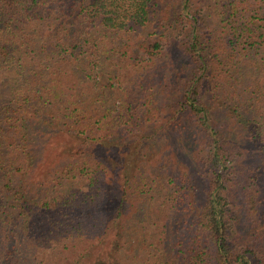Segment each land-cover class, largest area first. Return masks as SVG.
<instances>
[{"label": "trees", "instance_id": "1", "mask_svg": "<svg viewBox=\"0 0 264 264\" xmlns=\"http://www.w3.org/2000/svg\"><path fill=\"white\" fill-rule=\"evenodd\" d=\"M165 1L0 0V264H264V166L240 147L264 151V0ZM181 80L180 108L150 132ZM209 94L241 141L215 129ZM42 125L56 129L43 151ZM176 128L193 166L142 168ZM233 184L258 230L242 249Z\"/></svg>", "mask_w": 264, "mask_h": 264}, {"label": "rangeland", "instance_id": "2", "mask_svg": "<svg viewBox=\"0 0 264 264\" xmlns=\"http://www.w3.org/2000/svg\"><path fill=\"white\" fill-rule=\"evenodd\" d=\"M177 0H166L165 3L167 6H171L176 2ZM165 6V7H167ZM135 43H140V39L136 40ZM185 80H181L179 84L176 83L172 87L170 91L167 92V94H164V98L160 104H158V110H159V117L156 119L154 122V126L151 127L149 130L150 132L152 131L153 128H157L159 126H163L166 121L172 117V112L176 111L178 108H180V101L182 96L179 94V88H181V85L183 86ZM207 104L211 107L213 110V115H214V126L215 129L217 130H223L227 134H230L232 138L235 140L234 144L237 141H241L240 139L243 136L247 135V132H245L246 127L244 124H241L239 122V119L235 116V114L231 113L227 107L223 105V103L218 100L216 96L213 94H209L207 99H206ZM56 132L55 126L53 125L52 127H49L48 125H42L40 127L35 128L34 130L32 129L31 135L30 136V144L31 148L37 149L38 150L45 148L46 150H49V146L54 144L52 142V138L54 136V133ZM178 133H179V128L173 129V131H170V137L165 140V142H160L162 145L160 149L151 147L150 149L146 150L145 156H142L139 161H141L140 166L142 168H147L151 169L153 164L165 160V163H176V162H182L186 166L190 167L193 166L191 164V160L188 159V156H186L181 149L178 147V143L174 142L175 139L178 138ZM138 135V134H137ZM137 135L135 136H129V137H124L120 138V141L122 144L127 145L131 144L134 142V140H137ZM246 141L241 142L240 147L246 148V146H250L252 152L254 153L255 156H258L256 160L262 162V165L264 166V151L261 150L258 146L253 145V142L250 141L249 139H245ZM45 146V147H44ZM126 147V146H124ZM123 147V149H125ZM43 151V149H42ZM102 152L100 153L101 156H111L112 151L105 152V150H101ZM123 151V150H122ZM110 152V153H109ZM231 152V162L233 165L236 164V166H239V162H243L245 158L241 157L238 154V150L235 147V150L233 149ZM244 153V151H243ZM123 152L119 153L117 151L113 152V160L111 163H113L115 160L116 161H121ZM107 160V159H106ZM123 164V161H121ZM140 163V162H139ZM116 170L119 166V164H116ZM199 168H195V172H198L197 177L195 176L196 179H198L199 182V189H198V194L204 188L206 184V179L205 176L206 174L203 172L199 171ZM232 178H239L242 180V183H244V177L239 175L235 176L233 175ZM108 186L106 187V196L112 197L114 201H117L118 198V193L114 194V187H109V184H115L117 182V176L115 179V174L113 175L112 179L108 181ZM236 182V181H235ZM233 197L231 199V206L233 207L237 218H238V223L234 224V229H233V234L232 236L235 238L234 240L236 241L235 244L239 246L240 249L244 248L245 245L248 246L249 244V239H252V236H255L258 232H255V228H252V226L249 225L247 217L245 215V207L243 205V195H242V188L241 186H236L233 184ZM263 237H262V236ZM257 242H256V247L260 249L261 247L264 248V234L260 235L258 234L257 236Z\"/></svg>", "mask_w": 264, "mask_h": 264}]
</instances>
